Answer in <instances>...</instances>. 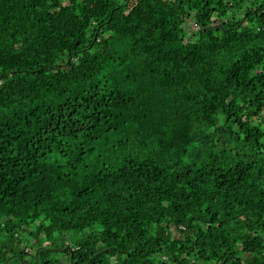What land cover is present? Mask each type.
<instances>
[{
	"label": "trees",
	"instance_id": "1",
	"mask_svg": "<svg viewBox=\"0 0 264 264\" xmlns=\"http://www.w3.org/2000/svg\"><path fill=\"white\" fill-rule=\"evenodd\" d=\"M0 264H264V0H0Z\"/></svg>",
	"mask_w": 264,
	"mask_h": 264
},
{
	"label": "built area",
	"instance_id": "2",
	"mask_svg": "<svg viewBox=\"0 0 264 264\" xmlns=\"http://www.w3.org/2000/svg\"><path fill=\"white\" fill-rule=\"evenodd\" d=\"M189 28H190V32H195L198 30V25L194 23L193 21H191Z\"/></svg>",
	"mask_w": 264,
	"mask_h": 264
},
{
	"label": "rangeland",
	"instance_id": "3",
	"mask_svg": "<svg viewBox=\"0 0 264 264\" xmlns=\"http://www.w3.org/2000/svg\"><path fill=\"white\" fill-rule=\"evenodd\" d=\"M164 1H167V0H164ZM43 239V238H42ZM43 242H45L44 240H42Z\"/></svg>",
	"mask_w": 264,
	"mask_h": 264
}]
</instances>
